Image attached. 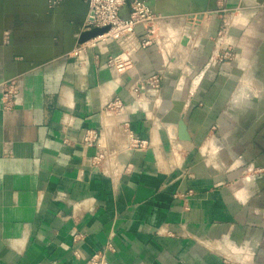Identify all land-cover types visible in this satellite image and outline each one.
Masks as SVG:
<instances>
[{
	"label": "crops",
	"instance_id": "0c3cea01",
	"mask_svg": "<svg viewBox=\"0 0 264 264\" xmlns=\"http://www.w3.org/2000/svg\"><path fill=\"white\" fill-rule=\"evenodd\" d=\"M214 1L188 33L159 20L144 49L102 41L71 59L80 3L53 17L42 0H0V79L18 90L5 107L0 86V264H85L107 246L111 264H264V116L243 123L236 100L264 65V0ZM126 55L124 73L105 66Z\"/></svg>",
	"mask_w": 264,
	"mask_h": 264
},
{
	"label": "built area",
	"instance_id": "2783aa9c",
	"mask_svg": "<svg viewBox=\"0 0 264 264\" xmlns=\"http://www.w3.org/2000/svg\"><path fill=\"white\" fill-rule=\"evenodd\" d=\"M83 3H88L89 10L87 18L85 20V29L89 31L91 29H102L109 27V31L101 36L91 39L88 42L80 45L74 49L68 57L71 59H78L82 56L87 49L93 48L96 43L102 41H117L128 49L127 54L135 49H144L151 44L152 37L155 35V24L157 19L150 13L147 7L138 0H133L130 3V13L127 19L120 18V12L126 5V0H80ZM141 26L144 31V40L138 41L135 37V28ZM131 45V47H130ZM232 53L227 48L220 52L216 60H230L232 59ZM105 66L114 70L118 74H122L131 67V60L128 55L125 57H112L109 58ZM16 79L9 80L0 84L2 87V101L5 107L11 105L12 101L17 97V84ZM160 79L158 75H151L146 84L149 88L157 90L159 88ZM137 92V90H134ZM107 112L119 114L122 109V102L119 99H113L106 107ZM83 141L88 146L95 144L98 147V141L95 133L92 131L85 132ZM133 147L143 148L144 142L132 139ZM103 154L98 153L96 160H103ZM111 246L105 247L102 251L91 256L85 264H111L109 255L113 253Z\"/></svg>",
	"mask_w": 264,
	"mask_h": 264
},
{
	"label": "rangeland",
	"instance_id": "374dc122",
	"mask_svg": "<svg viewBox=\"0 0 264 264\" xmlns=\"http://www.w3.org/2000/svg\"><path fill=\"white\" fill-rule=\"evenodd\" d=\"M165 2H174V5H176L177 9L171 8L173 11L169 10L168 8H162L160 9L161 1L157 2L159 5H154V9L157 10V15L154 16L158 21L155 24V34L156 37H158V30L160 29V21L167 23L169 20H173L174 28H173V35L178 34L179 30L182 31L184 28V34L191 31V29L195 26V15L192 14L196 11L202 10V9H208L210 7V4L212 0H189L187 1L188 4L185 6L181 2L176 0H162ZM184 2L185 0H181ZM176 3V4H175ZM184 6V7H183ZM194 7L195 10H188L189 8ZM168 10V11H164ZM176 10V11H175ZM173 14V15H171ZM171 15V16H169ZM202 24V22L200 23ZM199 24V25H200ZM186 36L184 35L185 38ZM175 38V37H174ZM188 37H186L187 39ZM183 40V39H182ZM180 43V42H179ZM182 46V45H181ZM247 77L249 79H246L245 84H249V88L245 91L242 90V92L238 91V94L236 95L237 105L238 107L241 106V109H239L238 115H240L241 121L244 123L247 118H249V113L255 112L261 113V116H264V65L262 62H260L257 65H254L253 68L248 72ZM246 78V77H245ZM248 111V112H247Z\"/></svg>",
	"mask_w": 264,
	"mask_h": 264
},
{
	"label": "water",
	"instance_id": "95a60500",
	"mask_svg": "<svg viewBox=\"0 0 264 264\" xmlns=\"http://www.w3.org/2000/svg\"><path fill=\"white\" fill-rule=\"evenodd\" d=\"M138 1L143 3L144 6L148 8V10L150 11V13L153 16L157 15V13H156L157 10L154 9V4H155V2H159L160 0H156V1L155 0H151V1L138 0ZM70 2H77V3H80L82 5L83 11H84V15H83L84 21L83 22H85V20L87 18L88 10H89L88 3H83L80 0H42V5H43V8H44L47 15L56 17L57 15H59L62 12L65 5L70 3ZM214 2L215 1L212 0L210 7L208 9H206V10L202 9V10H199V11L192 13V14H196L195 15V26H198L203 21V19L205 17H210L215 13ZM171 15H173V14H171ZM171 15H169V16H171ZM82 29H83V23L79 27H76L74 30V46H75V48H78L80 45L84 44L85 42H88L91 39H94L98 36H101V35H103L109 31V27H105L102 29H91L89 31H86V30L83 31ZM186 43H187V39L185 37L184 40L181 42V45L185 46ZM15 78H16V76L4 77L3 79H0V84L7 82L9 80L15 79ZM173 115H174V121L173 122L175 123L176 128H177V138L183 142L188 141V136H187L186 129H185V126H184L183 121H182L180 109L179 108L175 109V112L173 111Z\"/></svg>",
	"mask_w": 264,
	"mask_h": 264
}]
</instances>
